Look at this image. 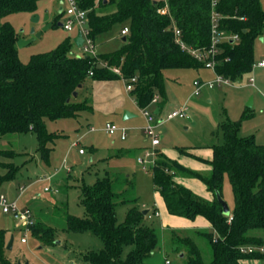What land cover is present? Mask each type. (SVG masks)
<instances>
[{
	"label": "trees",
	"instance_id": "obj_1",
	"mask_svg": "<svg viewBox=\"0 0 264 264\" xmlns=\"http://www.w3.org/2000/svg\"><path fill=\"white\" fill-rule=\"evenodd\" d=\"M41 1L0 0V137L34 133L38 153L46 163H50L51 144L61 137L48 131L47 121L74 119L93 110L89 100L79 101L89 77L95 81L137 77L131 94L138 107L146 108L159 97L161 113L168 100L167 70L207 69L189 49L212 47L214 19L219 22L221 38L214 71L233 84H240L253 71L254 43L264 35L263 0H76L88 12L89 36L94 43L100 35L121 26V49L96 57L79 56L72 53L75 44L69 36L55 50L34 55L24 64L16 46L18 35L2 20L16 13L35 14ZM125 28L128 34L122 35ZM175 29L180 31L186 49L178 42ZM234 36L237 38L230 39ZM116 69L121 75L115 73ZM221 126L224 143L209 147L213 159L207 175L186 169L156 149L153 181L169 214L191 221L203 218L212 227V231L198 229L186 237L170 229L172 244L185 256H181L183 264H241L264 258L258 251H241L244 247H264V236L257 233L264 231V144H257L254 137H239L240 122ZM19 170L10 166L6 175H0V181L15 179ZM179 174L201 180L214 199L208 200L175 182ZM226 176L234 197L230 216L223 214L216 196L219 193L224 198ZM133 188L129 176L110 172L93 185L81 186L85 216L68 214L66 230L90 232L103 243L100 250L80 255L83 264H149L161 248L158 232L145 223L149 214L137 205L124 223H118V205L137 203V199L127 198ZM31 232L48 247L57 244L55 229L40 221ZM6 242L7 231L0 229V264H15L5 255ZM125 248L130 250L124 257Z\"/></svg>",
	"mask_w": 264,
	"mask_h": 264
},
{
	"label": "rangeland",
	"instance_id": "obj_2",
	"mask_svg": "<svg viewBox=\"0 0 264 264\" xmlns=\"http://www.w3.org/2000/svg\"><path fill=\"white\" fill-rule=\"evenodd\" d=\"M61 2L62 0H43L39 2L35 15L16 13L2 20V23L8 22L14 27L19 40L33 38V29L35 33L42 32V35L32 43L22 47L16 45L19 58L24 64L29 63L34 55L55 50L66 38L75 35L74 32H69L59 25L67 20L66 15L59 14ZM34 16H39L40 20L34 22ZM48 24L52 26L44 31ZM120 33L121 26H115L109 32L100 35L94 43L96 53L108 54L121 49ZM72 53L79 56L84 54L76 45ZM263 59L264 35L255 40L253 71L240 81V85L204 89L199 96H193L194 81L214 80L216 76L214 70H167L165 78L168 100L162 112L156 115L157 122L166 120L156 129L162 143L160 149L174 155L178 152V147L222 145L224 135L221 125L235 122L241 123L239 137H254L257 144H264V68L257 66ZM251 78H254L256 87L250 84ZM126 86L123 78L95 81L89 77L85 81L79 101L89 100L93 110L82 112L74 119L47 121L49 132L61 134V137L51 144L50 163H46L38 153L39 142L34 133L8 134L0 137V152H12L11 156L0 154V175H6L10 171V166L20 168L15 179L0 181V196L5 195L10 200H18L20 207L32 210L38 219L36 221L52 227L57 232V244L48 247L36 239L31 229H26L14 213H4L0 206V229L7 231L6 244L14 236L13 249L6 250L5 255L15 264L19 262L82 264L80 255L89 250L97 251L103 248L102 241L90 232L78 233L66 229L68 214L78 218L85 216V210L80 203L81 186L93 185L98 178L104 177L106 172L115 175L125 174L134 184L131 195L127 198L137 199V203L118 205L116 210L118 223H124L129 211L136 205L143 211L151 210V214L159 205L153 171H145L140 167L138 153L124 152V155L118 157L113 152L116 148L121 150L133 148V141L130 139L122 141L119 135L111 136L104 129L107 123L131 126L128 127L129 134L137 133L140 136V127L146 126L141 108ZM252 98L253 106L249 107L248 103ZM159 101H162L161 98ZM186 105L190 109L189 120L181 118L167 120L170 113ZM157 108V104H152L149 110L155 113ZM125 112L133 113L136 117L124 120ZM92 127L95 131L89 132ZM87 131L80 144L73 147L72 144ZM142 132L145 138L141 136V144L147 147L149 143L151 144V138L146 136L143 130ZM92 147H95L96 152H92ZM81 149L85 151V155L80 154ZM152 149L151 147L150 150ZM52 175L55 176L49 181L39 180ZM47 186L59 187L61 192L46 193L44 188ZM24 188L26 191L22 194ZM223 190L224 200L232 207L234 197L228 176L225 177ZM145 223L156 229L161 246L151 257L149 264H167L168 261L170 264H183L181 256H185L176 251L171 241L170 229L164 226L162 218L147 216ZM207 230L212 231V228ZM193 231H177L176 234L186 237ZM257 233L264 236L263 230ZM23 238L26 239L25 243L21 241ZM129 250L130 248H125L124 257ZM209 256L210 252L206 253L207 260ZM260 264H264V259Z\"/></svg>",
	"mask_w": 264,
	"mask_h": 264
},
{
	"label": "built area",
	"instance_id": "obj_3",
	"mask_svg": "<svg viewBox=\"0 0 264 264\" xmlns=\"http://www.w3.org/2000/svg\"><path fill=\"white\" fill-rule=\"evenodd\" d=\"M61 7L63 8L62 15H66L67 20L65 23H63L64 29H66L69 32H74L75 36L77 35L78 31H81L84 37V44L80 48L83 51V55L91 54V56H97V53L95 51V44L94 41L90 38L89 34V28H88V12L85 10H82L76 0H62ZM160 13H164L165 11L159 10ZM213 37H214V43L212 47L208 50H196V49H189V51L195 55L197 59L200 61L205 62V67L207 69L215 70V63L214 58L217 54L218 48L217 44L220 42L219 40V28H218V20H213ZM128 34V28H125L122 31V35ZM175 34L177 37V40L179 43H181L182 47L186 49L187 47L185 44L181 41V33L179 30L175 29ZM227 37H222V40H225ZM236 39L237 36L230 37V39ZM260 68H264V59L260 61L257 65ZM115 73L118 75L120 74L119 70H115ZM127 83V90L132 92L135 88V84L137 82V77H133L129 80H125ZM250 84L255 87V80L254 78H251ZM222 85H240V84H233L230 80L224 78L221 75L216 74L214 80H208L206 82L201 81H195L194 82V93L193 96H199L202 94L204 89H211L213 90L217 86ZM159 97H156L153 99L152 104H158ZM142 108L141 114L146 120V126L143 128L144 133L146 136L151 138V144H152V150L147 149L145 150L142 157L139 158L138 163L141 166V168L145 171H148L149 168H153L156 165V149L160 145V138L158 136V133H156V129L160 126V124L156 120V114L152 113L149 110V107ZM189 107L186 105L180 109L174 110L172 113H170L167 117V120H173L176 118L181 119H190V113H189ZM105 131L109 135H119L121 140H126L129 134V129L126 127L118 126L115 123H107L106 127L104 128ZM91 131H95L94 128H91ZM81 139H78L73 144V147H76L80 144ZM80 154H85V151L83 149L80 150ZM50 179V178H47ZM43 181V180H42ZM26 191V189H22V194ZM44 191L46 193L49 192H58L57 190L52 189L51 186H47L44 188ZM0 206L2 207V210L4 213H14L15 216H17L18 219H20L23 222V226L26 229H31L32 226L35 225L36 219L31 209L29 208H22L19 205L18 200H10L5 195L0 196ZM22 243L26 242V239L23 238ZM243 253H253L255 251H258L262 254H264V247L261 248H255V247H244L241 249ZM167 264H170L169 261Z\"/></svg>",
	"mask_w": 264,
	"mask_h": 264
},
{
	"label": "crops",
	"instance_id": "obj_4",
	"mask_svg": "<svg viewBox=\"0 0 264 264\" xmlns=\"http://www.w3.org/2000/svg\"><path fill=\"white\" fill-rule=\"evenodd\" d=\"M35 15V14H34ZM75 37V35L73 36V38ZM97 55H99L97 53ZM195 82V81H194ZM256 87V85H255ZM135 99V98H134ZM136 102V100H135ZM137 104V102H136ZM158 109V108H157ZM133 114V113H132ZM160 114V113H159ZM136 115L134 114V116L132 118H135ZM143 117V116H142ZM130 118V119H132ZM145 119V118H144ZM129 120V119H128ZM146 121V120H145ZM166 120H161L159 124L164 123ZM122 127H131V126H122ZM94 128V127H92ZM129 129V128H128ZM143 126L140 127V136L135 133V134H128V137L126 140H122V141H128L129 139L133 141L132 145L133 148H116L114 149V153L119 156H121V154L124 155V152H126L127 154L132 153L133 151L138 153V158L142 157L145 150L149 149L152 147V144L149 143V145L143 146L142 143V137L145 138L143 132ZM89 132H92L91 129ZM88 133L85 132L84 134H82L81 136H79L78 139H83V137ZM132 135V136H131ZM142 136V137H141ZM161 141V140H160ZM73 145V144H72ZM115 145V144H114ZM162 145V143L160 142V145L157 147L158 150H160L165 156H167L168 158H170L171 160L177 161L180 165H182L183 167H185L186 169H189L193 172L202 174V175H207L211 172L212 167L209 164L212 159H213V151L209 148L212 145H205V146H200V147H195V148H190V147H178L177 150L178 152L173 154H170L168 151H163L160 149V146ZM146 147V148H145ZM93 148V152L95 151V147ZM142 149L140 152L139 150ZM182 150H184V152H181ZM85 155V154H82ZM139 160V159H138ZM141 167V166H140ZM152 170L151 168L148 169ZM55 175H52L50 177H45L43 179H39V180H50L54 177ZM50 178V179H47ZM175 182H177L178 184L185 186L189 189H191L194 193L198 194L199 196H202L208 200H213L214 199V195L213 193L209 192L206 185L199 180L198 178L195 177H189V176H184V175H177L175 177ZM52 187V186H51ZM155 187V185H154ZM54 190H57L58 192H53L54 194H59L61 192L59 187L53 188ZM155 191L158 195V203L159 205L153 209V213L151 214V210H147V214H149V218H151L152 215L154 216H160L162 218V221L164 223V226H168V229L171 230H178V231H186V230H207L208 228H212L211 224L206 221L203 218H197L195 221H191L185 218H181V217H176L173 215H170L166 204L163 200V198L161 197L160 193L157 191L156 187H155ZM50 193V192H49ZM35 200V199H33ZM231 208V206H230ZM39 210V209H37ZM37 213V211L35 212ZM36 217V216H35ZM36 220L37 217H36ZM209 231V230H208ZM264 259V258H263ZM262 259H255V260H244L241 262V264H260V261ZM83 264V263H82Z\"/></svg>",
	"mask_w": 264,
	"mask_h": 264
},
{
	"label": "water",
	"instance_id": "obj_5",
	"mask_svg": "<svg viewBox=\"0 0 264 264\" xmlns=\"http://www.w3.org/2000/svg\"><path fill=\"white\" fill-rule=\"evenodd\" d=\"M62 13H63V8L61 7L59 9V14L61 15ZM39 20H40L39 16H34V18H33V21L34 22H37ZM46 20L47 21L49 20V17L48 16L46 17ZM59 25L61 27H63V24L62 23H60ZM51 26H52V24H48L46 26V28L44 29V31H46L47 29H49ZM32 34H33V38H31L29 40H18L17 41L18 47H22V46H25V45H28V44L32 43L36 38H39L42 35V32L35 33V30L33 29L32 30ZM124 41H125V38H124ZM73 42H74V44L78 48H81L83 46V44H84V37H83V34H82L81 31H78L77 35L73 38ZM75 96H77V93H75ZM248 106L249 107H252L253 106V98L248 103ZM159 113H160V109L158 108L155 111V114L158 115ZM133 116H134V114H132L130 112H125L123 119L124 120H128V119L132 118ZM216 196H217V199H218L219 203L221 204V206L223 208V214L225 216H230L231 215L230 205L224 200V198L221 196V194L217 193ZM145 214H147V211H145ZM13 244H14V236H12L10 238V240H9V242L7 244L6 250H12L13 249ZM18 264H23V263L19 262ZM24 264H30V263L29 262H26Z\"/></svg>",
	"mask_w": 264,
	"mask_h": 264
}]
</instances>
